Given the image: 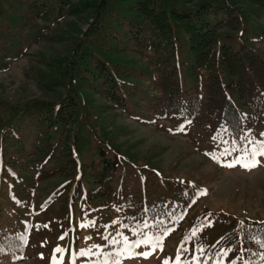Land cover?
<instances>
[{
  "label": "trees",
  "instance_id": "16d2710c",
  "mask_svg": "<svg viewBox=\"0 0 264 264\" xmlns=\"http://www.w3.org/2000/svg\"><path fill=\"white\" fill-rule=\"evenodd\" d=\"M94 1L0 0V72L27 55L34 43L45 42L49 30L65 17L88 7L92 12V23L76 41L69 62L53 77L59 85L65 84L60 100L0 102V262L30 255L38 257V264H48L52 246L75 249L82 239L83 245L94 243L103 249L115 243L116 248L175 226L173 239L189 245V254L200 264L221 258L223 264H264V220L195 209V186L188 184L182 190L179 181L174 184L178 190L166 187L154 201L143 199L136 191H149L148 178L158 186L161 181L173 186L174 181L165 177L155 181L152 169L141 168L144 188L124 186L122 181L135 166L108 139L109 143L95 138L90 162L78 161L87 109L83 86L94 89L109 109L120 113L129 112L133 97L147 111L148 124L190 121L197 138L204 137L212 146L248 141L252 131L264 124V59L237 35L219 31L237 29L236 0L204 2L194 10L177 7L178 0ZM240 1L264 14V0ZM9 4L15 8L7 19L12 12ZM12 17L15 29L9 25ZM117 46L131 48L147 61L151 78L147 89L119 71L128 66L111 57ZM184 56L192 58L188 73L183 71ZM184 74L192 79V86H185ZM68 127H73L72 133ZM78 166L81 179L86 186L90 183L86 196L80 192L83 180H73ZM67 174L71 178L40 192V181ZM27 225L31 234L25 244ZM70 234L75 239L69 242ZM99 252L83 257L101 264L99 256L105 253Z\"/></svg>",
  "mask_w": 264,
  "mask_h": 264
},
{
  "label": "rangeland",
  "instance_id": "374dc122",
  "mask_svg": "<svg viewBox=\"0 0 264 264\" xmlns=\"http://www.w3.org/2000/svg\"><path fill=\"white\" fill-rule=\"evenodd\" d=\"M91 1L95 3L94 0H83L84 3ZM209 1L219 2L216 0H178L176 5L181 9L194 10L200 3ZM236 2L234 13L238 20L237 29L233 31L221 27L219 31L230 34L233 38L237 35L240 42H245L264 59V14L253 5L240 0H236ZM8 6L12 12L7 14V19H9V15L13 14L15 8L11 4ZM90 8L88 7L84 12L65 17L49 30L51 33L49 32V37L45 42L34 43L28 49L27 55L13 63L8 70L0 72V102L19 104L29 100H42L47 103H54L65 95L64 82L59 85L53 81V77L58 75V72L59 75L61 74L60 69H63L69 62L68 59L76 47V41L83 37L89 24L92 23ZM9 21L10 28L15 29L16 21L14 18L12 17ZM26 22L33 23L34 21L28 20ZM39 25L41 24L39 23ZM123 25H126V21L123 22ZM240 31L242 32L240 33ZM116 49L110 53L111 57L126 63L128 66L120 67L119 71L132 80L140 81V89L143 87L147 89L151 79L147 72V61L132 52L131 48L122 50L120 46H117ZM183 60L185 63L183 71L185 72L192 58L191 56H184ZM184 79L186 87L193 85L192 79L185 74ZM89 87L91 88L90 85ZM82 90L87 99L85 103L87 109L80 132L83 142L80 147L83 151L79 155V164L90 162L92 146L96 145L95 138L108 139L109 145L113 143L121 155L135 166L132 168L133 172L128 171L125 180L122 181L124 186L144 188L141 184L143 178L141 167L154 168L161 180L165 177L168 181H174L173 186H168L155 176L152 177L155 181L159 180L163 183L158 186L155 182L152 183L151 178H148L149 191H136L139 196H143V199L150 202L154 201V198L158 197L160 193L165 192L166 187H171V190H178L179 187L174 186V184L181 181L182 190H186L188 184L194 185L198 193H203L206 190V194L199 197L195 209L206 207L210 213L215 215L232 216L237 219L252 221L264 220V156L257 154L253 157V153H259L261 145L264 144V135H262L264 134V124L257 126L252 131L248 144L245 143L244 146L235 140L230 143L228 148L226 145L216 147L210 145L208 140L205 142L204 137L197 140V132L192 135L195 131L190 130L186 135H182L170 134L167 130L169 127L171 131H178L182 126L181 123L171 126L163 123H159L158 126L143 124L142 119L146 118L147 111L142 110V106L138 104L139 102H134L133 97L128 102L130 105H128L129 112L120 113L119 110L109 109L106 100L97 96L94 89L88 90L87 86H83ZM141 95V93L138 94V96ZM129 97L131 96L129 95ZM90 128L93 130L92 133ZM69 129L71 130L69 133H72L73 127ZM202 148L210 157L203 155ZM233 151L240 153L233 156ZM254 161H259L255 167L245 168L242 166L243 164L251 165ZM228 164L235 166L228 167L226 166ZM85 171H87L86 168ZM80 174H82V168L78 169L73 180H83L80 192L81 195L86 196L85 191L90 183H87L86 186V180L81 179ZM71 176L68 174L65 176L54 175L40 181L38 188L40 192L47 193ZM90 189H93V186ZM129 191L132 192V190ZM169 192L171 191L169 190ZM85 217L88 220L91 218L89 214H86ZM171 232V229H166L161 234H146L142 237H135L116 248H114L115 243L112 247L103 249L101 245L94 243L83 245V240L80 239V244L75 249L81 247L86 251L90 250L91 253L101 250L105 253L101 256L102 264H164L165 260H168L170 264H176L175 258L177 256L180 257V264H200L193 255L189 254V245L183 246V249H186L184 251L181 248L182 244L173 239ZM74 239V235L70 234L68 241ZM157 240L162 241L163 250L156 249L147 259L143 256L128 258V255H124V253L152 251V246ZM146 241L147 243H145ZM137 244L139 246L134 247ZM26 257V261L21 260L15 264H38V257L37 260L30 255ZM55 257L58 260L62 259L63 264H71L69 256L56 255ZM222 259H218L214 264H221ZM95 263L96 261L93 263L83 261V264ZM49 264H52V259ZM76 264H80V262Z\"/></svg>",
  "mask_w": 264,
  "mask_h": 264
},
{
  "label": "snow or ice",
  "instance_id": "6c2138e0",
  "mask_svg": "<svg viewBox=\"0 0 264 264\" xmlns=\"http://www.w3.org/2000/svg\"><path fill=\"white\" fill-rule=\"evenodd\" d=\"M189 123H190V121H189ZM178 131H184L183 126H181L178 129ZM262 135H264V134H262ZM257 154H259L261 156H264V144L261 145V150L259 151V153H253V157L255 155H257ZM258 163H259V161H254L253 164H251V165L243 164L242 166L245 167V168H250V167H255ZM226 166H228V167H234L235 165L228 164ZM202 194H206V190ZM241 224H243V221H241ZM82 226L87 227L88 225H82ZM208 226L210 227L211 225H208ZM44 227H47V225H45ZM192 235L195 236L196 233L193 232ZM59 239H64V236L59 237ZM253 239H255V238L253 237ZM145 243H147V241ZM138 246H139V244L135 245L134 247H138ZM181 248L183 249V246L182 245H181ZM156 249H159L161 251L163 250V243H162V241L157 240L155 242V244L152 246V251L143 252V253H131V254L124 253V255H128V258H134L135 256H143L145 259H147L149 256L152 255V252L155 251ZM183 250L186 251V249H183ZM63 251H64V249L60 248L59 246H57L54 249V253H56V252H61L62 253ZM199 251L201 253H203V248L199 249ZM89 254H90V250L89 251L81 250L77 255L85 256V255H89ZM41 258H43L42 254H41ZM175 259H176V264H180V257L177 256ZM261 259H264V256H262ZM52 264H63V260L62 259H59L58 260L55 257V255H53V257H52ZM72 264H75V261H72ZM164 264H170V262L168 260H165L164 261ZM233 264H235V262H233Z\"/></svg>",
  "mask_w": 264,
  "mask_h": 264
}]
</instances>
